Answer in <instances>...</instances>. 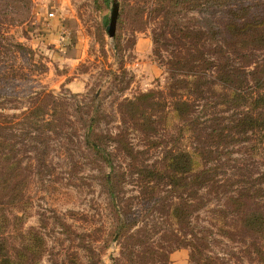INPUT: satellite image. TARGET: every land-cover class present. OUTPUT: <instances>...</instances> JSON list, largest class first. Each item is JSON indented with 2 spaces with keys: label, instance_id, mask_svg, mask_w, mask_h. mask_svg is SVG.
<instances>
[{
  "label": "rangeland",
  "instance_id": "rangeland-1",
  "mask_svg": "<svg viewBox=\"0 0 264 264\" xmlns=\"http://www.w3.org/2000/svg\"><path fill=\"white\" fill-rule=\"evenodd\" d=\"M98 1L29 0L28 11L20 13L1 6L0 136L13 148L0 150V167L15 161L22 188L0 209V223L7 218L2 230L15 228L19 240L34 229L44 245L41 264H264L257 239L240 232L233 239L222 236L211 210L224 204L221 189L228 183L264 172V150L251 148L248 128L236 125L247 109L244 96L264 90V48L229 46L220 38L216 45L191 17L213 19L220 16L218 6L164 20L149 13L152 0H108L106 7ZM136 6L144 9L143 30H136ZM115 7L121 18L114 39L108 23L104 29L98 24ZM189 68L206 80L199 97L187 95L193 114L232 135L227 145L238 160L218 173L223 186L205 185L193 196L192 189L172 190L161 179L151 196L133 166L159 165L176 132L160 124L155 133L141 130L118 103L153 89L171 104ZM224 68L235 72L236 83L229 82L235 74H220ZM45 104L46 112L55 109L53 129L35 131L24 119L34 105ZM89 127L100 137H88ZM119 132L132 145L133 158L106 136ZM86 136L100 144L99 154L86 145ZM179 196L199 206L184 227L166 213Z\"/></svg>",
  "mask_w": 264,
  "mask_h": 264
},
{
  "label": "trees",
  "instance_id": "trees-1",
  "mask_svg": "<svg viewBox=\"0 0 264 264\" xmlns=\"http://www.w3.org/2000/svg\"><path fill=\"white\" fill-rule=\"evenodd\" d=\"M28 1L0 0V15H4L1 12L2 5L10 7L8 12L20 13L19 9H25L27 12ZM98 2V7L108 5V0H99ZM209 5L218 6L220 16H213V19L209 16L202 18L193 16L191 18L206 26L207 33L213 38L216 45L220 38L229 46L264 48V0H152L149 13L159 14L160 18L166 20L175 16L180 17V14L185 16L186 14L182 11L204 10V7ZM116 8L113 9L111 18L102 14L98 24L99 28L104 29V26L110 21L113 26L119 22L121 14ZM134 10H136L134 19L141 23L136 30H143L146 22L144 9L142 6H136ZM212 20L218 24H213ZM113 38H116V34L113 35ZM223 73H228L230 76L235 74L229 68H224L220 74ZM2 75L4 74H0V76ZM236 81L235 74V77L230 78L229 82L236 83ZM205 83L203 73L195 68H189L182 72V78L178 81L180 90L171 94L173 96L171 104L167 105L165 101L157 99L156 95L160 96L161 92L158 93L153 89L139 91L132 98L124 99L118 103L120 112L124 115L127 114L139 129L155 133L156 124H160L164 130L176 132L173 137L174 141L165 150L159 165L133 166L141 185L144 189H148L151 196L155 191L156 183L161 179H165L172 185V190L184 191L188 189L191 191L192 189L193 196L205 185L209 187L223 186L225 183L220 182L217 177L218 173L223 171L228 161L238 160L237 156L232 155L234 150L229 149L227 145L234 139L232 135L224 133L223 128L217 127L218 130L214 126L208 128L206 119H200V115L193 114L194 105L190 103L188 100L190 96L187 95L194 92L199 97L203 93L201 85ZM235 87L233 84L226 85V88L231 92H234ZM243 101L247 109L239 118V124L236 125H244L248 128L247 131L249 130L251 136H247L245 139L251 141L249 144L251 148L257 144L261 146L260 149L264 150V90L250 92L247 97L244 96ZM46 106L47 104L45 107L44 105H34L29 109L27 117L24 119L28 127L35 131L53 129L50 125H52V117L55 116L53 115L55 109L50 108L52 111L48 113ZM257 109L259 110L257 111ZM87 136L100 137L90 127ZM87 136L86 145L99 154L100 144ZM106 136L118 144L120 142L127 153L132 158L134 157L132 145L124 140L120 132L115 136L110 134H106ZM6 138L5 135L0 136L2 152L13 148L12 144H8ZM7 158L12 159L11 156H7ZM251 176L235 181L237 185L228 183V187L222 188L224 204L211 210L217 214L216 221L223 225L220 230L222 236L233 239L239 237L238 234L241 233L254 237L259 242L256 251L264 256V172ZM18 177L19 166L15 161L0 167V209L4 205H11L10 203L18 198L22 190L17 181ZM105 178L107 181L110 179L108 174H105ZM232 184L235 186H231ZM191 194L190 197H193ZM198 207L192 206L187 199L179 196L177 202H171L168 205L166 213L173 224L184 227L189 223L191 212H194ZM13 218L18 220L19 217L13 214ZM6 221L7 218L4 216L0 223V264H41L44 247L42 238L37 237L34 229L29 228L21 233L18 240L19 231H16L15 228L13 231L17 236L15 232H9L11 230H2V223Z\"/></svg>",
  "mask_w": 264,
  "mask_h": 264
},
{
  "label": "water",
  "instance_id": "water-1",
  "mask_svg": "<svg viewBox=\"0 0 264 264\" xmlns=\"http://www.w3.org/2000/svg\"><path fill=\"white\" fill-rule=\"evenodd\" d=\"M106 30H107L109 36L112 37V36L114 35V26H113V24H112L111 22H109V23L107 24V26H106Z\"/></svg>",
  "mask_w": 264,
  "mask_h": 264
},
{
  "label": "built area",
  "instance_id": "built-area-1",
  "mask_svg": "<svg viewBox=\"0 0 264 264\" xmlns=\"http://www.w3.org/2000/svg\"><path fill=\"white\" fill-rule=\"evenodd\" d=\"M49 15H51V13Z\"/></svg>",
  "mask_w": 264,
  "mask_h": 264
}]
</instances>
